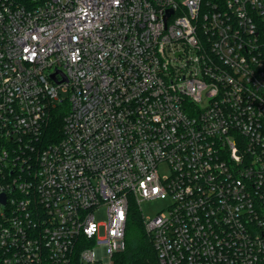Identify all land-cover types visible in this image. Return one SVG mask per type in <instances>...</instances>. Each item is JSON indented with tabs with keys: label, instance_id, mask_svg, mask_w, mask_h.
<instances>
[{
	"label": "built area",
	"instance_id": "built-area-1",
	"mask_svg": "<svg viewBox=\"0 0 264 264\" xmlns=\"http://www.w3.org/2000/svg\"><path fill=\"white\" fill-rule=\"evenodd\" d=\"M132 203L159 264H264V0H0V264H114Z\"/></svg>",
	"mask_w": 264,
	"mask_h": 264
},
{
	"label": "trees",
	"instance_id": "trees-1",
	"mask_svg": "<svg viewBox=\"0 0 264 264\" xmlns=\"http://www.w3.org/2000/svg\"><path fill=\"white\" fill-rule=\"evenodd\" d=\"M63 124V111L54 110L47 129L58 136ZM114 264H159L158 255L151 236L146 231L139 207L131 204L126 227V245L124 250L115 253Z\"/></svg>",
	"mask_w": 264,
	"mask_h": 264
},
{
	"label": "rangeland",
	"instance_id": "rangeland-1",
	"mask_svg": "<svg viewBox=\"0 0 264 264\" xmlns=\"http://www.w3.org/2000/svg\"><path fill=\"white\" fill-rule=\"evenodd\" d=\"M62 94V97H66L67 94L60 91ZM159 171L162 176H168L171 173L170 166L167 162H162L159 165ZM171 203L170 196H163L160 198H156L153 200H143L140 203V208L142 210V213L147 218H154L160 213H166L167 209ZM96 220L98 223L101 224L100 227V235H104L105 233V224L107 222V215H106V209L103 208L96 214Z\"/></svg>",
	"mask_w": 264,
	"mask_h": 264
},
{
	"label": "water",
	"instance_id": "water-1",
	"mask_svg": "<svg viewBox=\"0 0 264 264\" xmlns=\"http://www.w3.org/2000/svg\"><path fill=\"white\" fill-rule=\"evenodd\" d=\"M66 79V78H65ZM67 80V79H66ZM61 83V81H59Z\"/></svg>",
	"mask_w": 264,
	"mask_h": 264
}]
</instances>
